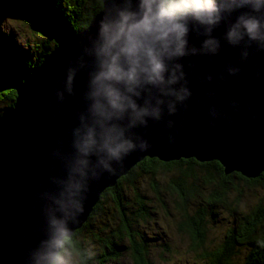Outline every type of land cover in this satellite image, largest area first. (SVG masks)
Wrapping results in <instances>:
<instances>
[{"label": "clouds", "instance_id": "obj_1", "mask_svg": "<svg viewBox=\"0 0 264 264\" xmlns=\"http://www.w3.org/2000/svg\"><path fill=\"white\" fill-rule=\"evenodd\" d=\"M101 9L96 31L80 34L81 50L57 81L55 96L63 102L66 94L76 96L77 76L87 75L67 149L60 141L51 153L62 171L50 177L54 188L39 194L44 226L26 264H89L92 249L71 242L87 199L77 197L89 178L115 175L129 155L152 147L140 131L150 121L172 126L166 117L192 94L186 69L196 65L185 59L217 56L224 43L239 50L241 63L264 52V0H101ZM227 71L235 76L241 68L230 61Z\"/></svg>", "mask_w": 264, "mask_h": 264}, {"label": "water", "instance_id": "obj_2", "mask_svg": "<svg viewBox=\"0 0 264 264\" xmlns=\"http://www.w3.org/2000/svg\"><path fill=\"white\" fill-rule=\"evenodd\" d=\"M101 11L85 29L58 38L37 69L26 73L22 80L10 82L17 96L0 117V264H26L27 251L42 236L44 218L39 194L54 188L50 177L62 171L51 153L61 146L60 141L67 149L69 130L77 123L75 114L83 107L81 94L87 75L77 76L76 96L66 94L63 102L55 96L57 81L64 79L68 61L81 50L80 34L91 27V32L96 31L94 21L98 22ZM35 22L46 30L38 18ZM224 31L222 25L214 34L222 37ZM190 41L200 43L195 34L190 35ZM230 61L241 68L239 74L228 73ZM184 63L196 65L194 72L186 69L192 94L176 115L166 117L174 123L168 127L150 121L147 129L140 130L152 145L149 150L129 155L115 175L105 173L99 181L89 178L77 197L87 199L85 212L74 225L75 232L88 220L104 191L117 185L119 178L147 157L163 162L217 160L225 173L238 172L248 178L263 173L264 52L241 63L239 50L224 43L219 55L191 57ZM73 214L74 208L69 210V215Z\"/></svg>", "mask_w": 264, "mask_h": 264}, {"label": "trees", "instance_id": "obj_3", "mask_svg": "<svg viewBox=\"0 0 264 264\" xmlns=\"http://www.w3.org/2000/svg\"><path fill=\"white\" fill-rule=\"evenodd\" d=\"M37 1V6L40 8L36 6L35 9L40 13L39 17L43 19L39 20V22L46 30L39 28H36V30L39 29L38 31L46 36V41H42V45L35 44L30 48L31 51L29 49L24 50L26 48L16 52L17 54L9 51L8 54L12 55V57L8 54L5 56L3 55L4 53L0 54V70H3V74L0 77H4L0 85V108L2 106L0 117L5 108L13 105L17 96L16 91L10 86V82L22 80L26 73L37 69L56 46L58 38L85 29L92 18L101 10V0ZM25 18L29 21L26 23L31 25L35 23V18L32 17V14L26 15ZM31 18L33 19L32 21ZM22 22L24 23V21ZM34 26H36V23ZM6 75L8 78L5 77ZM197 167L202 173L204 182L208 185L214 184L215 187L207 195L208 208L203 207V209L192 210L190 206L191 199L198 201L201 195V191L198 189L201 186L197 183ZM175 168L180 171H178L179 174L176 176L177 179L171 180L169 186L180 197L177 207L181 216L179 226L180 229L189 233L192 250H202L199 256L205 259L200 264H264V247L259 244L260 240H264V225H262L264 206L262 204L255 207L249 220L247 219L244 223H241L237 229L231 228L229 230L230 234L225 237V242L216 249L206 250L204 245L206 230L202 226L205 221L204 214L208 211V214H214L213 204L215 203L216 205L219 201H225L228 193L227 189L231 188L229 184H234L233 179L236 176L248 183L258 184L264 180V172L258 177L248 178L238 172L225 173L224 167L217 160L200 162L194 158H189L163 162L158 158L149 157L138 163L127 175L119 178L117 185L104 191L88 220L82 228L74 233L71 242L80 243L82 246L88 247L89 243L86 241L88 237L83 236L85 239L83 237L79 238L86 231L92 234L91 237L97 243L95 248L89 246L95 253L89 264H106L108 261L117 260L121 256L122 250L130 251L135 264H150L149 243L144 235L145 232L142 230V225L149 221L151 211L148 209L149 206L146 205L143 194L136 189L133 199L129 198L128 191L133 189V187L130 188L131 185L136 184V177L143 173L151 175L152 185L155 191H158L155 185L157 174L161 171L167 172ZM235 189L237 190L236 187ZM107 196L112 197L116 206L117 227L107 223L112 213L109 211L108 202H106ZM96 217L101 219L102 225L97 231L93 229V221ZM126 240L129 241L127 247L123 243ZM237 246L247 248L244 260L240 261L242 256L240 257L237 254L239 250H234ZM235 255L239 257L237 262H234Z\"/></svg>", "mask_w": 264, "mask_h": 264}, {"label": "rangeland", "instance_id": "obj_4", "mask_svg": "<svg viewBox=\"0 0 264 264\" xmlns=\"http://www.w3.org/2000/svg\"><path fill=\"white\" fill-rule=\"evenodd\" d=\"M37 2V0H0V4L3 5L2 8L7 15V19L4 20L2 13H0V54L4 51H12L14 54H17L16 52L21 51L23 48H26L24 50L29 49L31 51L30 48L32 46L35 44L42 45V41H46V36L38 31L41 28L36 27L38 25L36 22V26H34L35 23H32L33 25L26 23L29 22L25 18L26 15H40L35 9ZM37 8L40 7L37 6ZM35 18L36 21L37 18L40 21L43 20L42 17ZM36 28L39 29L36 30ZM197 168V183L201 186L198 188L201 191V195L198 201L191 199L190 206L192 210H197L198 208L203 209V207L208 208L207 195L215 187L214 184L208 185L204 182L202 173L199 167ZM178 171L180 170L175 168L171 171H161L158 173L155 179V185L158 191H155L152 185L153 180L151 179V175L146 173L138 175L136 177V184L130 187H133V189L128 191L129 198L133 199L136 189L143 194L146 205L149 206L148 209L151 211L149 221L142 225V230L145 232L144 235L149 243L150 264H200L205 259L199 256L202 250H192L189 233L180 229L179 226L181 216L177 207L180 197L169 186L171 180L177 179ZM190 180L193 181L192 178ZM233 181L236 186L229 184L231 188L227 189L228 193L225 201H219L216 205L215 203L213 204L214 214H208L209 211L204 214L205 221L202 223V226L206 230V241L204 245L208 251L220 247L225 242V237L230 234L229 230L231 228L237 229L241 223H244L247 219L249 220L252 211L257 205L262 204L264 206V180L262 183L251 184L236 176ZM107 197L108 199H105L108 202L109 211L113 213L110 214L111 216L107 223L117 227L118 217L115 210L116 206L114 205L112 197ZM262 225H264V219H262ZM101 226V219L96 217L93 221V229L97 231ZM91 235L85 231L79 238L83 236L88 237V239L86 238L87 243H89L88 247L95 248L97 243ZM83 238L85 239V237ZM123 243L126 247L129 245V241L127 240L123 241ZM120 244L122 245V243ZM234 250H239L237 254L240 257L242 256L240 261L244 260L247 248L237 246ZM238 258L235 255L234 262H237L239 260ZM106 264L135 263L132 260L130 251L122 250L119 259L108 261Z\"/></svg>", "mask_w": 264, "mask_h": 264}]
</instances>
